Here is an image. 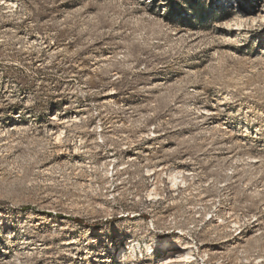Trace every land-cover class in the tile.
Masks as SVG:
<instances>
[{
    "label": "rangeland",
    "instance_id": "rangeland-1",
    "mask_svg": "<svg viewBox=\"0 0 264 264\" xmlns=\"http://www.w3.org/2000/svg\"><path fill=\"white\" fill-rule=\"evenodd\" d=\"M239 5L0 0V264H264V0Z\"/></svg>",
    "mask_w": 264,
    "mask_h": 264
},
{
    "label": "bare ground",
    "instance_id": "bare-ground-1",
    "mask_svg": "<svg viewBox=\"0 0 264 264\" xmlns=\"http://www.w3.org/2000/svg\"><path fill=\"white\" fill-rule=\"evenodd\" d=\"M234 1V6H235V11H237L236 9H238L240 7L239 5V0H232ZM241 2L243 1H246V0H240ZM240 11V10H238ZM237 11V12H238ZM241 14H243V11H240ZM239 14V13H238ZM237 14V15H238ZM64 123H68L67 121L65 122H62L60 124H64ZM247 130H245L244 132H246ZM61 134L58 135L57 139H61ZM60 141V140H59ZM147 149H151V147H147ZM143 151V150H142ZM139 152V151H138ZM148 151H143V153H138V156H148ZM135 155V154H134ZM131 158V161H134L136 160L137 158H135V156H132L130 157ZM139 158V157H138ZM123 165V164H122ZM121 164H117V165H114V170H117L118 168H120V166H122ZM112 166V165H111ZM166 169L165 165H158V166H153L150 170H149V176L151 178H154V181H155V186H157V188H153L154 189V193H153V190L150 194V199L154 196L155 198L158 197V196H161L159 195V193L156 191L158 190V186L160 184V180H161V177H162V174H163V171ZM166 171V170H165ZM188 172V171H187ZM120 173V172H119ZM176 174V178H180L178 175L181 174L180 171L177 170V172H175ZM185 175V174H184ZM187 175V174H186ZM114 176V175H113ZM189 176V175H188ZM175 178V176H174ZM176 178H175V186H177V182H176ZM177 178V179H178ZM185 178V177H184ZM186 181V180H185ZM154 186V187H155ZM162 190V189H160ZM161 194V193H160ZM115 196V195H113ZM155 198H153L152 200H154ZM150 201V200H149ZM156 201V199H155ZM159 201V200H158ZM150 202H153V201H150ZM223 208V207H222ZM111 213V212H110ZM218 219L221 220V218L218 216ZM40 220H42V218L40 217ZM223 221V220H222ZM221 223V222H219ZM250 227L251 228H256L258 227V220L254 221V223H250ZM244 227V229H243ZM246 230H247V227H245L243 224L241 223H235L232 225V230H231V234H232V239L233 240V243L234 245L232 246L233 249H235L238 245H240L239 241H242L243 237H246L245 236V233H246ZM256 232V231H255ZM182 242L180 240H178L175 244H171L169 245L167 248L170 250L169 251V254L166 258L158 261L156 264H179V263H186V264H192L193 262L197 261L196 259V255L193 253V249H192V246H191V243H185V244H181ZM26 244H29V243H26ZM80 242L79 241H76V240H72V241H63L62 242V247L61 249H59L56 254L59 255V254H64L68 257V261H72L74 264L76 263V261L74 259L78 258V260H88L89 258V255L87 254L88 252L85 251V252H82V254H80L78 257H77V254L78 253H75L76 251L79 250L80 248ZM55 249V248H54ZM142 254H144V259L145 257L151 255L152 253V250L150 251V249H147V251L144 253L141 249V246L140 244H131L129 243V250H130V258L129 259H126L127 257V254H125L121 260V262L123 264H150L148 262H143L144 259H140L137 255H135L134 253V250H136ZM202 254H205V257L208 259H210V255L206 252V251H202L201 252ZM146 255V256H145ZM222 255V254H221ZM80 257V258H79ZM191 258H194L192 261L190 260ZM61 262V261H60ZM59 262V263H60ZM96 262H99V261H96ZM64 262L62 261L60 264H63ZM101 263L103 264H114V262L112 261V258L110 257H105L103 258V260L101 261ZM262 262H259L258 264H261Z\"/></svg>",
    "mask_w": 264,
    "mask_h": 264
},
{
    "label": "built area",
    "instance_id": "built-area-1",
    "mask_svg": "<svg viewBox=\"0 0 264 264\" xmlns=\"http://www.w3.org/2000/svg\"><path fill=\"white\" fill-rule=\"evenodd\" d=\"M237 11H238V9H236ZM212 219V218H211ZM257 219H252V220H250V223H254V221H256ZM247 226V225H246ZM245 226V227H246ZM243 229H244V227H243ZM141 249H142V247H141ZM119 250V254L121 255L120 256V258H121V260H122V258H123V256L125 255V254H127V257H126V259H129L130 258V255H129V253H130V250H129V248H127V249H118ZM134 253H135V255H137L140 259H144V254H142V253H140V252H138L137 251V249L136 250H134ZM152 253V252H151ZM146 256V255H145ZM194 258H191L190 260L192 261ZM195 263H197L196 261H195Z\"/></svg>",
    "mask_w": 264,
    "mask_h": 264
}]
</instances>
